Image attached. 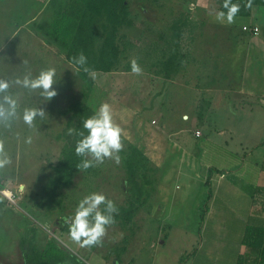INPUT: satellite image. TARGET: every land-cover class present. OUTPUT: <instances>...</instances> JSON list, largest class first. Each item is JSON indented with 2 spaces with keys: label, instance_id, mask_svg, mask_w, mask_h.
<instances>
[{
  "label": "rangeland",
  "instance_id": "374dc122",
  "mask_svg": "<svg viewBox=\"0 0 264 264\" xmlns=\"http://www.w3.org/2000/svg\"><path fill=\"white\" fill-rule=\"evenodd\" d=\"M68 1L0 0V77L22 76L26 69L35 75L55 67L58 81L53 86L57 95L47 102L13 89L22 107L46 111L35 129L22 123L10 130L0 126V141L13 161L0 170V264H234L244 215L219 198L204 200L208 189L200 178L202 168L187 154L184 159L182 149L196 157L201 143L209 141V148L234 153L239 162H260L264 156V105L228 94L226 87L229 82L236 85L242 66L253 63L234 39L237 35L252 42L242 29L251 23L243 18L248 13L245 0H232L240 5L232 24L216 19L224 0H82L69 44L84 42L91 53L89 72L71 63L73 51L60 47L50 35L52 20ZM252 12L264 35V6L256 5ZM113 33L118 50L113 65L93 70L106 62L101 50ZM242 53L245 60L240 59ZM133 59L142 69L140 75L131 72ZM200 76L207 88L201 98L204 106L208 108L214 97L209 118L190 113L184 100L183 83ZM88 81V106L95 111L109 103L114 121L123 129L120 162L106 159L102 165L74 171L70 179H56L62 152L75 145L73 136L81 129L74 126L71 135L65 131L85 100ZM29 137L31 143H25ZM130 144L151 161H143L133 179L125 163ZM226 152L215 151L211 157L227 164L222 162ZM154 154L162 166L154 164ZM175 162L184 170L186 185L176 186L168 178L153 192L146 180L160 173L150 171L152 165L163 175ZM220 175L211 180L212 195L237 191L230 184H239L237 180ZM184 187L188 194L173 199L172 192ZM90 192L114 201L118 213L101 244L81 248L70 240L64 219ZM235 200L240 208L248 204L243 194ZM50 241L60 261L37 263Z\"/></svg>",
  "mask_w": 264,
  "mask_h": 264
},
{
  "label": "clouds",
  "instance_id": "9594fccd",
  "mask_svg": "<svg viewBox=\"0 0 264 264\" xmlns=\"http://www.w3.org/2000/svg\"><path fill=\"white\" fill-rule=\"evenodd\" d=\"M251 0L246 7L250 8ZM224 10L217 13L216 19L220 22L232 24L240 12V5L232 0H224ZM72 62L84 72H89L87 57L81 53L73 57ZM27 65V62H24ZM131 72L140 75L141 67L135 59L131 60ZM55 67H46L33 75L31 69H26L22 76L0 77V126L12 129L17 123L35 129L36 122L42 121L47 116L44 108L40 106H21L20 95L13 89H22L28 95H37L44 102L50 101L57 95L53 87L58 81ZM187 119V117H184ZM73 129H69L71 135ZM123 129L113 119L112 107L103 102L94 113L81 121V129L77 132L80 137L74 147V153L81 160L76 168L88 170L97 165H102L106 159L120 162L119 153L123 149ZM31 143V137L25 140ZM12 157L6 150L3 141H0V170L12 164ZM118 208L114 201L108 199L101 192H90L84 195L76 204L72 213L65 217L64 224L68 227V236L79 247L86 248L99 245L106 234L108 226L115 223V214Z\"/></svg>",
  "mask_w": 264,
  "mask_h": 264
},
{
  "label": "crops",
  "instance_id": "0c3cea01",
  "mask_svg": "<svg viewBox=\"0 0 264 264\" xmlns=\"http://www.w3.org/2000/svg\"><path fill=\"white\" fill-rule=\"evenodd\" d=\"M66 6V4H64ZM256 5H252L249 10L248 14L244 16L246 20L250 21V25L256 26L258 28V33L257 34H252L249 32H246V37H248L252 42H248L245 39H241L237 35L234 37L239 44L243 47V51H248L247 57L253 59V63L250 65H245L242 66L241 73L239 75V80L237 81L238 83L235 85L234 83L230 82L227 84V88L230 92L228 94H231L234 92V94H238L241 97L244 98H252L253 101L258 104V105H264V35L261 32L260 25L256 22V16L252 12L253 8ZM64 10V8L60 11V13ZM57 17V16H56ZM55 17V18H56ZM54 18V19H55ZM53 19V20H54ZM52 20V21H53ZM247 39V38H246ZM253 39V40H252ZM250 54V55H249ZM240 59L245 60L246 56L245 54H240ZM254 59L257 61L260 59L261 61H257L254 63ZM203 81L202 76H200V79L198 80V77H191V79H186V81L183 83L184 86V100L186 102L187 108L190 111V113L200 115L203 118H209V113H210V108L212 107L214 103V97L211 98V105L204 106L202 103V96H205V93L203 91L207 90L204 89V84L201 82ZM231 86V87H230ZM228 97V96H227ZM228 100H230L228 98ZM210 102V101H209ZM198 131V130H196ZM200 133V130H199ZM201 136V133L199 134V138ZM209 141L208 142H203L201 143V151H199V154L195 157L194 155H191L186 151L185 149L183 150V155L184 159L186 154L189 157H192L195 159L198 167L201 166L202 168V177H200L202 180L209 176L210 177V187H211V180L212 179H219L220 174H222L224 179H235L237 180L239 184H234L230 182V184L235 188L237 191L233 193V189H231V192L225 193L226 191H222L219 193H215L212 195L211 192V200H214V198H219L224 202V204L228 207H230L236 214H239V211H241V214L244 215L243 217L241 216V220L243 222V226L245 221L247 220V217L251 215L252 211L256 208L251 201L250 196L241 188V185H264V172L261 171L260 169V164L262 160L264 159V156L260 162H247L245 160L239 162V157L234 154V153H229L224 151L223 149L219 147H208L209 146ZM264 146V145H263ZM179 147V146H177ZM180 148V147H179ZM215 151H219V153L226 152V155L223 158L222 162H227V164H217L216 162L213 161V157L216 156L214 153ZM218 154V152H217ZM213 155V157H211ZM153 161L156 166H162L163 162L159 161L160 157L157 158L156 154L153 155ZM178 163V162H177ZM175 162V166H170L168 168V172L163 174L162 178L159 180L157 185L160 186L164 183H166V179L172 180L170 183H174L176 186L181 185L183 182L186 185V179L183 177L184 175V170L181 166L177 165ZM209 169H216L217 171H212L209 173ZM226 173H228L229 176L231 177H225L227 176ZM215 173V174H213ZM163 179V180H162ZM204 181V184H205ZM169 183V181L167 182ZM224 185V184H223ZM157 186V188H158ZM175 190V188H174ZM229 191V189H228ZM161 192V191H160ZM189 189L188 188H181L179 190H175L173 193V199H179L182 197V194H188ZM241 192V193H240ZM240 194H243L245 198L248 200V204H245L244 207L240 208L239 206H235V199L240 197ZM209 198V199H210ZM204 200H207V195ZM250 201V204H249ZM240 208V209H239ZM242 226V230H243ZM242 233V231H241ZM241 234L238 237V240L240 239ZM239 253H244L242 248H245L244 246L239 244Z\"/></svg>",
  "mask_w": 264,
  "mask_h": 264
},
{
  "label": "trees",
  "instance_id": "16d2710c",
  "mask_svg": "<svg viewBox=\"0 0 264 264\" xmlns=\"http://www.w3.org/2000/svg\"><path fill=\"white\" fill-rule=\"evenodd\" d=\"M80 1L82 0H69L65 6V9L51 22V36L57 40L60 47L72 50L73 53L69 55V60L71 63L72 58L79 56L83 53L86 57L91 54L87 48L84 47V42L78 40L75 43L69 44V40L74 34L80 14ZM246 5L249 0H245ZM123 3V2H122ZM251 5L264 6V0H251ZM249 10V8H248ZM248 14V13H247ZM246 14V15H247ZM237 15H240L238 13ZM117 24V23H115ZM114 33L107 36L104 41L101 50V57H105V63L101 66H92L93 70H108L112 65L114 59H116L118 50L113 43ZM87 64H90L89 62ZM90 66V65H89ZM91 82L88 81L87 92L84 94V102L76 110L73 116L68 120L66 130L75 129L81 126V121L94 113V110L88 106L86 99L88 97L89 91L91 89ZM76 123V125H75ZM78 123V124H77ZM78 126V127H77ZM77 141L80 137L75 133L73 136ZM76 143V142H75ZM74 146H70L67 150H63L62 157L60 160L59 170L56 179L67 180L70 179L71 173L78 170L76 168L77 164L80 162L81 158L77 157L74 153ZM143 161L151 164V161L134 145H129V152L125 157V163L127 166V174L130 179H133L136 172L143 167ZM261 171L264 172V159L260 164ZM150 171L160 173L159 177L153 178L152 181L146 180L148 184L153 187L152 191L155 192L157 183L161 178V169L152 165ZM212 171H217L216 169H209V173ZM144 179L146 174L143 172ZM205 185L208 189L207 199L211 197L210 189V177L208 176L205 181ZM241 188L250 196L252 204L256 207L251 215L247 217L244 223L243 230L239 239V244L245 247L244 253H237L235 257L234 264H264V219H262V214L264 213V185H241ZM150 194L147 195V199ZM144 200L142 203L147 201ZM201 216L204 213H200ZM52 258L55 261H60L61 257L59 253L56 252L55 246L50 241L47 243V247L39 254L38 262L44 259Z\"/></svg>",
  "mask_w": 264,
  "mask_h": 264
},
{
  "label": "built area",
  "instance_id": "2783aa9c",
  "mask_svg": "<svg viewBox=\"0 0 264 264\" xmlns=\"http://www.w3.org/2000/svg\"><path fill=\"white\" fill-rule=\"evenodd\" d=\"M242 29L246 32L252 33V34H257L258 33V28L256 26H252V25H243ZM199 131H195V135L199 136Z\"/></svg>",
  "mask_w": 264,
  "mask_h": 264
},
{
  "label": "bare ground",
  "instance_id": "6f19581e",
  "mask_svg": "<svg viewBox=\"0 0 264 264\" xmlns=\"http://www.w3.org/2000/svg\"><path fill=\"white\" fill-rule=\"evenodd\" d=\"M2 193H3L4 195H6V196L9 195V193H8L7 191H3Z\"/></svg>",
  "mask_w": 264,
  "mask_h": 264
}]
</instances>
